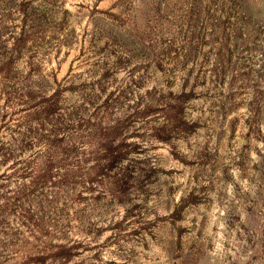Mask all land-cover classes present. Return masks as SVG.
Instances as JSON below:
<instances>
[{
    "label": "rangeland",
    "instance_id": "1",
    "mask_svg": "<svg viewBox=\"0 0 264 264\" xmlns=\"http://www.w3.org/2000/svg\"><path fill=\"white\" fill-rule=\"evenodd\" d=\"M0 264H264V0H0Z\"/></svg>",
    "mask_w": 264,
    "mask_h": 264
}]
</instances>
